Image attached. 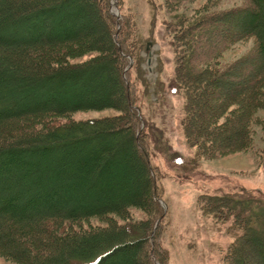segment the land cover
I'll list each match as a JSON object with an SVG mask.
<instances>
[{"label": "trees", "instance_id": "obj_1", "mask_svg": "<svg viewBox=\"0 0 264 264\" xmlns=\"http://www.w3.org/2000/svg\"><path fill=\"white\" fill-rule=\"evenodd\" d=\"M1 1L5 2L0 6L1 248L10 250L14 256L15 252L22 255L24 262L21 264H62L72 255L77 259L74 264H145L151 233V229L146 233L147 225H140L139 228L145 231L140 230L138 234V227L131 226L114 227L113 232H109V227L106 233L87 235L69 232L71 227L91 217L108 212L121 216L120 211L125 207L144 209L156 201L153 176L143 155L140 133L136 135L139 132L136 130L139 121L133 108L136 98L126 70L129 57L136 66L142 61L140 52L144 51L145 42L137 39L130 45L120 33L114 38L113 18L106 10L108 0H102L104 20L110 25V51L104 50V54H112L114 82L109 75L99 73L101 70L106 72L103 66L91 64L80 72L77 67H70L56 82L60 90L56 92L51 87L46 88L51 75H45L47 83L41 84L28 77H17L15 73L20 69L26 72L38 70V60L43 58L40 50L44 47L71 46L76 49L83 44L82 39L87 36V31L92 30L93 23L83 17L85 27L82 32L76 30L82 10L69 9L67 1L72 0H0V4ZM248 1L254 9L242 11L237 22L240 32H234L235 36L240 35L237 38L220 35L222 30L217 20L227 18V15L234 19L235 15L241 14L240 11L215 14L204 11L188 25L179 24L177 28L180 50L175 64L174 86L180 90L183 88L185 93L182 120L185 133L189 134L192 123L189 115L191 90L188 87L194 88L198 84L203 87L205 83L212 91L222 90L227 94L222 99V113L217 114L223 123L213 126L216 136H222L220 144L199 130L197 133L199 136L203 134V139L192 142L204 153H224L235 150V147L243 150L250 146L252 131L255 125H259L255 111L264 108V31L259 32L264 27V22L261 24V19L264 21V0ZM191 31H195L194 39L183 41L182 37L190 35ZM247 37H253L255 48L219 68L218 58L223 50ZM62 54L56 61L62 59ZM252 60L254 65L248 63L240 67L241 63ZM237 67L241 70V79H236ZM89 69L98 73L88 72L86 76ZM82 74L84 81L99 76L102 83L109 81L117 85V95L122 102L120 114L111 119L59 126L55 118L66 117L80 107V95L93 101L94 106L99 100L103 106L108 105L109 94H102L104 89L99 93L77 92L70 103L60 96L67 90L65 82L69 80L74 84ZM30 82L34 85L28 88ZM22 83H26L25 86ZM78 86L79 90L83 89L80 84ZM243 100L246 104L241 107L239 101ZM112 122L114 127L108 129ZM238 125L243 129L240 143L234 136L236 129H233ZM42 129L45 131H40ZM258 160L264 170V146L258 151ZM204 201L210 204L212 213L216 212L211 205L214 202H222L234 209L240 205L233 217L236 213L242 218L241 222L253 225L248 224L247 228L244 223L236 222V227H241L240 235L229 247L228 254L234 261L236 245L242 242L240 254L251 249L250 253L264 264V197L224 195ZM258 244L259 248L256 247ZM75 248L78 249L76 254L73 252ZM232 261L225 264H232Z\"/></svg>", "mask_w": 264, "mask_h": 264}, {"label": "rangeland", "instance_id": "obj_2", "mask_svg": "<svg viewBox=\"0 0 264 264\" xmlns=\"http://www.w3.org/2000/svg\"><path fill=\"white\" fill-rule=\"evenodd\" d=\"M1 2L0 6L5 5V2ZM67 5L69 9L82 10L75 25L76 30L85 27L83 17L93 23L92 30L87 31V36H83V44L76 49L71 46L44 47L40 50L43 58L38 60L40 64L38 70L32 72L31 69L26 72L20 69L15 74L17 77H28L40 83L46 82L45 75H51L49 77L51 81L46 88L48 86L59 92L55 84L63 78L65 70L77 67L80 72L83 68L88 69V65L92 64L94 67H105L106 72L100 69L99 73H105L107 77L109 75L114 82L112 54L105 55L104 51H110L108 43L110 25L106 19L104 20L102 10L105 6L102 0H72V2L67 1ZM252 9L254 8L248 0H108L106 10L113 18V29L116 32L113 37L116 38L120 33L126 37L130 45L137 39L145 42V47L148 43L151 44L148 52H145V49L140 52L142 61L138 66L134 64V60L128 58L126 70L130 78L132 94L136 98L133 106L139 121L136 129L139 132L136 135L140 133V142L145 152L143 155L153 176L156 201L151 202L149 208L144 209L125 207L120 211L121 216L108 212L100 217H91L71 227L69 232L75 235L83 233L87 235L102 231L106 233L109 227L111 229L109 232H113L114 227L122 229L121 227L131 226L138 227L136 231L138 234L141 233L140 230L144 232L142 227L147 225L146 233L150 229L151 233L148 241L149 254L145 264L150 262L151 264H225L226 261L233 260L228 251L236 237L240 235L241 227H236L238 225L236 222L244 223L247 228L248 224L253 225V223L241 222L242 218L236 216V213V219L233 217V212L238 210L239 204L234 209L233 206L226 207L222 202H214L211 205L216 212L212 213L209 209L210 204L204 200L221 198L224 195L264 197V170L258 160V151L264 146V108L255 111L254 116L260 126L255 125L251 145L243 150L235 147V150L231 149L224 153L212 151L204 153L199 145L192 144L196 140L201 141L203 134L205 137L211 135L216 143L220 144L222 136H216L213 126L223 123V119L217 117V114L222 113L220 109L224 104L222 99L227 94L222 90L212 91L205 83L203 87L199 84L194 88L188 87L191 90L189 115L192 123L189 125V134L185 133L182 127L185 116V93L183 88L180 90L174 86L175 64L180 50L177 43V34H179L177 28L179 24L188 25L204 11L211 14L240 11L241 14L235 15L234 19L232 15H227V18L217 20L222 30V34L219 32L220 35L237 38L240 35L235 36L234 32H240L237 22L242 17L243 10ZM262 22L263 19L261 24ZM263 31L264 27L259 32ZM193 33L195 34V31H191L190 35L185 34L182 40L192 41L194 39L192 36H195ZM239 40L220 54L219 68L237 60L256 46L253 37ZM202 48L203 46L200 50ZM60 54L63 56L62 59L56 61ZM248 63L254 65V60L241 63L240 67ZM56 70L57 72L54 73ZM90 70H86V76L88 72L98 73ZM236 71H238L235 73L236 79H241V70L237 67ZM81 76L74 84L73 81H64L67 90L65 89L60 96L70 103L77 92L81 94L82 91L87 90L90 93H99L104 89L102 94H109L108 105L103 106V102L99 100L95 101L97 105L94 106L93 101L80 95L78 96L79 100H82L80 107L69 112L66 117L55 118L59 126L65 123L111 119L120 114L119 107L122 102L117 95V85L109 81L102 83L99 76L97 78L92 76L90 81H84V75ZM25 84L22 83L23 86ZM79 84L83 89L79 90ZM31 85L34 83H28L27 87ZM244 101H239L241 107L246 104ZM113 127L114 122L109 124L108 129ZM233 129H236L234 136L240 143L243 129L241 125ZM198 130L203 134L199 136ZM40 131L43 132L45 129ZM140 225L142 227L139 228ZM241 243L236 245L237 254L232 264H261L258 262V257L250 253L251 249L244 255L240 254ZM258 246L259 244L256 247ZM253 249L255 251V248ZM73 252L76 254L78 249L75 248ZM15 253L16 256L8 249L3 251L0 246V264L24 262L23 256L18 252ZM74 259L73 255L69 256L62 264H74L75 260L77 261Z\"/></svg>", "mask_w": 264, "mask_h": 264}, {"label": "water", "instance_id": "obj_3", "mask_svg": "<svg viewBox=\"0 0 264 264\" xmlns=\"http://www.w3.org/2000/svg\"><path fill=\"white\" fill-rule=\"evenodd\" d=\"M115 13H116V12H115ZM150 46H151L150 43H148V44L146 45V47H145V52H148V49H149Z\"/></svg>", "mask_w": 264, "mask_h": 264}]
</instances>
